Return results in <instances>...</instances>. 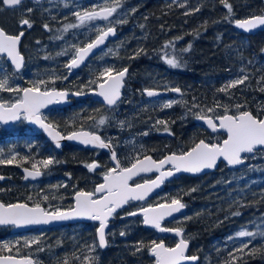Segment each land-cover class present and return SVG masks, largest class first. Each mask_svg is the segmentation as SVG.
Masks as SVG:
<instances>
[{"label": "trees", "instance_id": "16d2710c", "mask_svg": "<svg viewBox=\"0 0 264 264\" xmlns=\"http://www.w3.org/2000/svg\"><path fill=\"white\" fill-rule=\"evenodd\" d=\"M94 2L96 0H83L72 7L27 3L24 7L31 8L34 14L23 9L27 11L26 15L29 14L25 16L32 26L40 29L25 36L21 45L26 57L23 72L49 74L52 84L60 83L58 76L66 73L64 63L54 65L47 51L33 56L30 53L36 40L47 34L48 30L44 25L47 24L51 29V14L61 9L70 14L64 18L65 23H78L73 13L91 10ZM116 2L114 0L105 4ZM226 2L231 5V13L222 0H118V3H122L120 9H126V15H129L127 20V16L125 17L123 25L118 26L119 38L110 43L105 52L93 57L92 64L80 71L75 78H68L63 87L85 91L96 86L90 82L98 83V77L105 68L117 71L127 67L131 75L134 73L137 82L133 81V86L137 90L129 93L125 87L121 102L107 108L98 102L81 99L79 106L96 108L90 119L96 121L89 120L87 129L115 135L114 145L118 153L132 163L138 156L148 153H165L170 150L182 153L201 139L216 143L225 138L224 133H210L195 123L197 115H223L224 106H227L229 114H237L236 105H240L241 111H249L261 118L264 115V91L261 90L264 89V30L254 34L239 33L234 30L232 23L237 19L264 14V0ZM21 9L17 11L21 13ZM35 15L39 16V21L35 19ZM17 17L20 18L21 14H17ZM82 27L77 28L73 32L77 33L69 38L71 41H78L77 46L85 44L97 33V30H88L84 37ZM166 44L170 46L165 47ZM53 47L57 55L63 47L60 39L53 41ZM185 49L188 50L184 51ZM166 56L176 58L181 66L174 68L168 65ZM243 76H247L244 84L227 88L228 84ZM145 87L164 90L177 87L181 89L182 95L172 96L169 101L172 106L165 108L163 105L169 102L164 101V98L160 99L161 103H154L139 91ZM221 88H227V91H220ZM194 104L196 107H193ZM209 108L214 111L209 113ZM69 112L73 117L63 123L62 127L73 130L79 127L76 121L80 112L75 107ZM83 114L90 118L91 111ZM103 115L106 118L105 124H97L99 117ZM158 120L165 121L168 131L177 136L176 146L169 145L170 140L166 139L165 134L161 135L165 131V124H157ZM154 142L158 145H154ZM44 158L46 155H39L36 150L29 158L19 156L12 163L30 167L35 163V169H40L45 175L49 173L52 182L48 198L52 207H69L74 191L83 186L92 189L100 178L91 177L88 183L78 182L73 169L70 166L64 167L60 150L51 145L48 158L53 163L44 167L39 163ZM77 159L80 164L87 161L83 155ZM66 162L69 165L74 163L70 159ZM217 170L220 173H211L201 182L184 176L178 183V199L186 201L189 210L194 207L198 209L195 220L186 224L185 228L193 237V248L200 258L199 264H228L231 260L230 253L239 257L236 264H264V239L257 237L244 253L236 251L241 244L228 240L231 232L243 228L264 214V149L246 155L245 164L235 169L243 173L248 181L240 184V187H237L238 180L227 184L226 173H222L227 170L224 163H219ZM6 171L0 168V173ZM237 175L238 173H234V176ZM62 183L66 185V189L65 197L61 200L62 190L59 185ZM43 195L35 191V196L41 197L39 202L45 201ZM187 197L191 199L188 201ZM168 198L170 200L171 196ZM141 205L142 203H129L127 212ZM121 232L125 235L121 236ZM168 239L167 236L159 235L155 229L146 228L140 216L116 214L108 237V247L104 252L97 249L96 243V251L82 252L77 249L74 237L67 235L64 239H50L49 244L56 245L58 253L51 254L49 259L51 264H155L148 248L153 241L165 240L168 243ZM37 240L44 242V238ZM85 257L89 259L86 260Z\"/></svg>", "mask_w": 264, "mask_h": 264}, {"label": "snow or ice", "instance_id": "6c2138e0", "mask_svg": "<svg viewBox=\"0 0 264 264\" xmlns=\"http://www.w3.org/2000/svg\"><path fill=\"white\" fill-rule=\"evenodd\" d=\"M23 0H0V4L6 8H16L21 5ZM224 6L231 13V5L222 0ZM119 7L118 0L112 6L100 7L93 5L91 10L76 11L73 15L76 17L78 23L66 24L63 31L69 29H75L84 25L90 24L97 20L107 21L113 17ZM198 10V9H197ZM28 12L32 9L28 8ZM135 11V9H133ZM188 14V13H185ZM121 20L119 23H124ZM22 26L26 25L29 28L32 26L28 19L20 21ZM236 27L243 29L244 31H250L258 26H264V15H254L252 17L236 20ZM46 30H49L47 24L44 25ZM98 34L94 40L86 43L84 46H74L75 51L72 59L65 65V67L71 71L78 67L98 46L104 44L106 38L109 35L115 34L114 27L106 26L99 27L97 29ZM23 36V32L19 35H10L3 29H0V54L7 56L12 65L16 69L21 68L23 63V57L18 51V43ZM60 39L61 37H56ZM170 45H165L168 47ZM185 49L184 51H187ZM67 50L57 53V55H66ZM138 54V53H137ZM48 58V57H46ZM166 63L174 68L180 67V63L176 58H167ZM128 69L124 68L119 71H115L113 68H105L98 77L99 82L91 81L95 83L96 88L99 90L96 94L103 97L104 102L108 106H113L120 98V90L123 86L124 77L127 74ZM247 80V76L236 79L227 85V88H233L237 85L244 84ZM54 82V81H53ZM46 82L41 80L34 83L29 88H13L10 85L7 76L0 78V91H7L17 93L15 102H0V121L7 123L8 121H15L21 117L32 124L39 126L43 129L49 137L56 143V147H60L59 141L61 139L79 140L83 144H92L100 148H111L110 143H106L100 135H97L91 131H79L72 132L67 137L61 135V133L53 127V125L47 123L42 116L41 110L53 103H59L64 100L67 93L64 91H57L54 88H42ZM227 88H221L220 91H227ZM264 91V89H261ZM172 91L179 93L180 89L174 88ZM146 95L149 97L156 96L153 90H145ZM79 94V93H77ZM165 108L172 106V103H166L163 105ZM220 106V105H218ZM193 107H196L194 104ZM242 106L236 105L237 114H229L227 106H224V114L217 115L215 117L206 115H197V119L203 120L213 132L223 130L227 133V137L222 141L216 143L206 142L200 140L189 150L180 153L179 155L173 153L165 156L163 159L156 161L151 156H144L142 159L139 156L131 163L130 167H121L117 160V154L112 152L111 158L116 162V166L109 168L103 174V183L98 184L93 191H77L74 196V206L68 210H61L59 208L54 211H47L39 203H35L29 206L27 203L16 204H3L0 203V224H15V225H30L48 223L54 220H66L73 217L87 218L93 221H98L99 226L96 229V233L99 239V247L106 246L105 229L110 217L116 212L118 208L127 204L130 200H144L145 197L156 187L163 182L167 176H172L174 172H188L199 173L204 169H211L216 164L218 159L222 158L228 165H238L244 162L245 153H253L257 148L264 149V119L254 116L249 111H241ZM214 109L209 108L208 112H213ZM104 117L98 120L99 125L105 124ZM218 121V123H217ZM123 123V122H121ZM165 124V131H167V124L165 121H157V124ZM147 135V133H145ZM15 159V156L12 158ZM11 163L9 161L0 160V163ZM44 167L53 163L52 159L40 161ZM165 165H170V169L164 170ZM33 168L37 165L34 163ZM89 171H93L98 164L95 162L86 165ZM27 172V170H25ZM158 172L159 175L154 180H146L144 183H136L134 186L129 184V181L133 177L140 173ZM28 176H39L40 172H27ZM2 179V177H0ZM31 199V197H29ZM48 197L45 196L44 200ZM185 205L180 199H172L171 203L158 204L156 206L142 207L137 211L130 212L128 215L135 216L142 214L144 217L143 222L146 225H152L161 232H174L176 236H180L181 239L176 243L175 247H167L163 242H152L148 248L151 256L155 258V264H185L186 261H195L197 257L187 256L186 249L188 243L182 238V229H168L161 227V221L166 216H172L174 213L179 212ZM239 215V213H235ZM121 236L125 235L124 232L120 233ZM238 238L248 237L251 238L247 241H242L241 246L236 249L238 253H244L246 249L253 243L256 237L264 239V231L252 232L247 230H241L236 233ZM230 237L229 239H231ZM31 243H37L33 240ZM26 246L29 242H25ZM4 251L11 253V247L8 244L2 246ZM42 250V249H41ZM140 251V248H137ZM231 260L228 264H236L239 257L229 254ZM88 260V257H85ZM0 264H32V261L25 257L17 259L12 255L3 256L0 255ZM67 264V262H65Z\"/></svg>", "mask_w": 264, "mask_h": 264}, {"label": "flooded vegetation", "instance_id": "af4514ba", "mask_svg": "<svg viewBox=\"0 0 264 264\" xmlns=\"http://www.w3.org/2000/svg\"><path fill=\"white\" fill-rule=\"evenodd\" d=\"M80 1H83V0H39V1L23 0L22 4L17 6L14 9L6 8L2 4H0V28L10 35H18L21 32H23V36L21 37V41L19 44V53L24 58V66L20 70H16L7 61L6 57L0 54V78L7 76L9 79L10 85L13 88H16V87L29 88V87H32L34 83H37L43 80L46 83L41 86L42 88H54L56 90H64L69 93L76 92L80 94L87 93L91 90H94L96 86L94 88H90L88 90L81 91V92L69 90L67 88H64L63 86H65L66 80L68 78H75L76 75L80 74L79 73L80 71H82L84 68H87L89 66L90 64L89 62L92 61L93 57L98 56V54H100L104 49L108 47L110 43L114 42L115 40H111L110 42H108L107 46L101 52L97 53L90 60H88V62L83 67L79 68L75 73L69 74V70L65 67L66 73L63 76L62 75L58 76V78L60 79V83L52 84L50 82L51 76L49 74H44V73L26 74L23 72V69L26 64V57H25V54L22 52L21 45L23 43L25 36H27L32 31L36 32L37 30L38 32L40 29L39 27L31 26L29 28L26 25L22 26L20 24L21 20L27 19L26 16H29V14L26 15L27 11H23V9H26L24 6L27 3H45L46 5H49L51 2H54L58 4H66L72 7L76 4H79ZM113 1L114 0H107V2H113ZM107 6H111V5H107ZM19 8H22L20 10L21 13L17 11ZM31 13L34 14V11H31ZM17 14H21V17L20 18L17 17ZM51 15L49 17V25L51 29L49 28L46 34L47 36L43 34L41 37H39L36 40L35 45L30 53V55L32 56L37 55V54H42L44 51H47L49 53L48 55H50L51 58H53L54 56V50L53 52H51L50 50L51 45L53 44V41L57 39L56 37H62V34H61V31L55 28V26L51 25V20H52ZM36 18L38 19V21L40 20L39 16L37 15H35V19ZM55 19H56V15L53 18V20L55 21ZM98 21L103 22L102 20H98ZM106 26L115 27L114 25H106ZM106 26H102V27H106ZM97 34L98 32L94 36H92V38L88 42L93 40ZM85 44L80 45V47L84 46ZM25 51L29 54V51L27 49ZM73 54L74 53H72V55L68 57L67 59H64L62 63L66 65L69 62V60L72 59ZM122 69H119V70H122ZM126 84H127V81H126ZM143 90H142V93H143ZM170 90L171 89H169L168 91ZM17 95H18L17 93L0 91V102L13 103L15 102ZM123 95H124V91H123ZM172 96L173 95H170L166 98H172ZM69 99L71 101L70 105L65 106L63 108H60V109L59 108H49V109L41 110L42 116L44 117L45 121L53 125V127L64 136L71 132L78 131V130H87V131H91V132H94L100 135L101 138L106 143L111 144L112 149L117 154V160L119 161L120 166L130 167L131 163H129V159L128 158L125 159V157L120 155L117 149L115 148V145H114L115 135L113 136L112 134H109V133L106 135L105 133L98 131V130L87 129L86 126L90 124V121L91 122L96 121V120H90L93 118L92 116L95 113L96 108L82 107V106H79L78 104L80 103L81 99H87L88 101L92 100V101L98 102L103 107H106V108L113 107V106H107L102 101L96 100L95 98H93V96L91 95L81 96L78 99L70 97ZM121 100L118 103H120ZM73 107H75L78 110V112H80V115L77 117L78 120L76 121L79 127L72 130L70 127H62V124L67 123L69 121V118L73 117V114H69L70 113L69 110ZM101 109H105V108H101ZM86 111H91L90 118H88L86 114H83ZM101 117H104V115L100 116L99 119ZM204 129L206 128L204 127ZM207 131L210 132L209 130ZM161 133H162L161 135L165 134V137L167 140H170L168 141L169 145H171L172 147L177 145L178 138L177 136L173 134L172 131L167 130ZM153 144L158 145L157 142H154ZM50 145L53 146L50 143V141L45 137L43 131L40 130L38 127L30 125L27 122V120L23 119L22 117L18 120L12 121L10 124L3 123L2 121H0V160H3V161L11 160V163H8V162L0 163V168H4L5 170H7L5 173H0V177H2V179H0V203H3L5 205L16 204V203H27L29 204V206H32L35 203H39L41 207H43L49 212L54 211L57 208L61 210L70 209L73 206V196L77 191H93L95 187L102 182L103 174L109 168H113L116 166V163L111 160L110 151H106L102 148L84 147L80 144H76V143L69 142V141H64L59 149L53 146L56 150H60V152L62 153L64 167L70 166L73 169V172L76 173L78 182L80 181L82 183L83 182L88 183L91 177H100V178L95 183L92 189H89L83 186L81 187L82 189H77L76 191H74L70 197L71 205L69 207H66V208L52 207L50 205V200H49L50 183L52 182L50 179L49 173H46L48 175H45V173H41L42 175L38 180H28L24 178V173H22V168H31V169H35V168H32L30 166H25V165L18 166L17 163H12L19 156H24V158L26 157L29 158V156H32L36 150L38 151L39 155H44V156L46 155V158H44V160H47L49 159L48 153H49ZM163 153H164L163 151L158 152V153L153 152V153H148V155H150L154 160L159 161L166 154L177 153V152L170 150V151H166L164 154ZM80 155H83L87 159V161L84 164H80L77 159ZM13 156H15L14 160L12 159ZM141 157L142 156H140L139 158ZM69 159L74 162L72 165H69L66 162ZM93 162L98 164L99 167H97L93 171H89L86 165L91 164ZM168 169H170V166H166L164 170H168ZM36 170H40V169H36ZM19 171L20 173H18ZM150 173L151 174L149 175H142L135 179H132L129 183L132 185H135L136 183H140L146 180H151L157 175L155 173H158V172H150ZM211 173H220V172L216 168L215 170L206 172L205 174H202V175L191 176V175L181 174L178 176H174L172 179L164 182V189L161 192L155 195H152L142 201L141 200H138V201L130 200L123 208L116 210L113 216L109 218L108 228H107L106 235H105L106 246L103 249H100L98 241H97V236H96V229L99 226L98 221L91 220V221H84V222L67 223L61 226H41V227H34L26 231H14V228H15L14 224H3V225H0V246L4 244H8L12 250H11V253H9L7 251H4L2 247H0V255H3V256L12 255L13 257L20 258V259L27 257L32 261V264H51V260L49 259V257L51 256V254L56 255L58 252L56 250L57 249L56 245L54 246V245L49 244L50 239L51 238L64 239L67 235L70 238L74 237L77 249H79L82 252H94L96 251V247L99 251L104 252L108 247V237L112 231L113 220L116 214H120V216H124L125 214L128 215V213L137 211L142 207H146L149 205H156L160 203H169L171 202L172 199H178V183L181 177H184V176L191 177L195 179L197 182H201L206 177L208 178ZM222 173H239V171L235 169L229 170L227 168V170ZM65 176L67 177V175ZM53 182H56V180H53ZM59 186H60L59 188L62 190V196L59 195L61 196V200H62L65 197L64 190L66 189V185L62 183ZM35 191H37L38 193H43L44 197L47 196L49 198L45 200L44 202H39L41 197H36ZM169 196H171L170 200L168 198ZM29 197H31V199H29ZM187 199L189 201L191 197H187ZM35 200H38V202H34ZM182 202L183 204L187 206L186 212L182 216L176 217L169 221L161 222V225L166 228L182 229V238L188 242V248H187L186 255L187 256H198V254L195 252L193 248V239H192L193 237L189 234L188 230L185 228L186 224L193 222L195 219L192 218V219L182 220L183 216H185L186 214L190 215L191 210H194V208L189 210L188 208L189 204L183 200ZM191 202L193 204V200H191ZM129 203H135V204L142 203V205L137 206L134 210L127 212V206ZM122 212H125V213H122ZM128 216L134 217L130 215ZM135 216H140L142 219V216L139 214ZM142 222H143V219H142ZM169 224H174V225L169 226ZM150 229L156 230V228H150ZM54 231H57L60 234H53L52 232ZM157 233L161 236H167V235L160 234L158 231ZM35 234H42V235L34 238L33 236ZM167 237L169 238L167 240L168 243H166L165 240H160V241H164L167 247H172L176 245V243L179 240L178 237H173V236H167ZM38 238H44V242L41 243L40 240H37ZM33 240L38 241V244L31 243V241ZM26 241L29 242L28 246H26L25 244ZM95 243H96V247H95ZM61 249H62V246L60 247V250Z\"/></svg>", "mask_w": 264, "mask_h": 264}, {"label": "water", "instance_id": "95a60500", "mask_svg": "<svg viewBox=\"0 0 264 264\" xmlns=\"http://www.w3.org/2000/svg\"><path fill=\"white\" fill-rule=\"evenodd\" d=\"M38 1V0H37ZM258 15H264V14H258ZM258 15H256V16H258ZM250 17H252V16H250ZM249 18V17H248ZM246 19V18H245ZM237 20H243V19H237ZM233 27L237 30V31H239V32H246V33H254V32H257L258 30H261V29H263L264 28V26H258L257 28H255V29H252V30H250V31H244L243 29H240V28H238V27H236V24H235V22L233 23ZM1 29V28H0ZM115 29V28H114ZM19 35V34H18ZM118 36V33H117V31H116V29H115V34L114 35H109L107 38H106V40H105V42H104V44H102V45H100V46H98L96 49H94L93 50V52H92V54H90L89 55V57H87L78 67H76V68H74V69H72L71 71H69V74H73L74 72H76V70L79 68V67H81L83 64H85L86 63V61L90 58V57H93L97 52L99 53L100 51H102L107 45V42L109 41V40H112V39H115L116 37ZM20 41H21V39H20ZM20 41H19V43H18V51H19V44H20ZM21 55V54H20ZM5 56V55H4ZM22 56V55H21ZM6 57V59H7V61L12 65V63H11V61L7 58V56H5ZM23 57V56H22ZM14 68H15V66L14 65H12ZM24 66V58H23V63H22V66H21V68ZM21 68H19V69H16V70H20ZM126 77V76H125ZM124 77V78H125ZM123 86H124V80H123ZM123 86H122V88H123ZM122 88H121V90H122ZM121 90H120V97H121ZM148 90H153V91H155L156 93H158L156 96H153V97H164V96H168L170 93H177V92H174V91H170V92H168V91H162V90H154V89H148ZM57 91H64V90H57ZM99 90L97 89V88H95L94 90H91V91H89V92H87V93H83V94H77L76 92H73V93H69V92H67V91H64V92H66L67 93V96H66V98L64 99V100H62V101H60L59 103H53V104H51V105H48L47 107H45L44 109H48V108H53V107H55V108H63V107H65V106H68V105H70V103H71V101H70V97H73V98H76V99H78V98H80L81 96H88V95H91V96H93V98H95V99H97V100H100V101H102L103 103H105L104 102V100H103V97H101V96H99V95H97L96 93L98 92ZM144 94H145V96L146 97H148V98H153V97H149V96H147L146 95V92L144 91ZM120 99V98H119ZM119 101V100H118ZM117 101V102H118ZM106 104V103H105ZM107 105V104H106ZM206 116H208V115H206ZM197 117V116H196ZM194 118V122H196V123H198V124H200V125H202L203 127H205V128H207L209 131H211V132H213L212 131V129L211 128H209L208 127V125L203 121V120H199V119H197V118ZM261 119H264V115L261 117ZM12 121H8L7 122V124H10ZM30 125H33V126H35V127H38L40 130H42L43 131V133H44V135H45V137L50 141V143L55 147V148H57V149H59L60 147H61V145H62V143L64 142V141H69V142H73V143H76V144H80V145H82V146H84V147H90V148H100V147H97V146H94V145H92V144H83V143H81L79 140H68V139H61L60 141H59V143H60V147H56V143L51 139V137H49L48 136V134L43 130V129H41L39 126H37V125H35V124H32L31 122H29V121H27ZM3 123H5V122H3ZM217 123H218V121H217ZM56 130V129H55ZM79 131H81V130H78V131H74V132H79ZM83 131H87V130H83ZM216 132H222V133H224L226 136H225V138L227 137V133L225 132V131H223V130H218V131H216ZM216 132H213V133H216ZM72 133V132H71ZM71 133H69V134H71ZM69 134H67V135H62V136H64V137H67ZM98 135V134H97ZM224 138V139H225ZM199 142V141H198ZM197 142V143H198ZM193 147V146H192ZM191 147V148H192ZM102 149H104V150H109L110 151V156H111V154H112V152H114V151H112L111 150V148H102ZM257 149H262V148H257ZM171 154H173V153H168V154H166L165 156H168V155H171ZM175 154H177V155H179L180 153H175ZM252 153H245V154H243L244 156L245 155H251ZM144 156H150V155H144ZM144 156H142L141 157V159L144 157ZM164 156V157H165ZM163 157V158H164ZM162 158V159H163ZM153 159V158H152ZM111 160H112V158H111ZM154 160V159H153ZM113 161V160H112ZM115 162V161H114ZM220 162H223V163H225L226 165H227V168L228 169H235V168H238V167H240V166H242V165H244V163H245V160H244V162L243 163H241V164H238V165H228L227 164V162L226 161H224L222 158H220V159H218V161H217V164L213 167V168H211V169H204V170H202L201 172H199V173H188V172H183V171H180V172H174V174L172 175V176H167V177H165L164 178V180H163V182L159 185V187H156L155 189H153L146 197H145V199H147L148 197H150V196H152V195H155V194H157V193H159V192H161L163 189H164V182H166V181H168V180H170V179H172L174 176H178V175H181V174H184V175H191V176H196V175H202V174H205L206 172H210V171H213V170H215L216 168H217V166H218V164L220 163ZM116 163V162H115ZM166 166H170V165H165V167ZM171 167V166H170ZM25 170H27V172H36V171H39L40 172V175L39 176H35V177H32V176H28L27 175V172L25 171ZM153 172H155V171H153ZM22 173H24V178L25 179H28V180H38L40 177H41V171L40 170H36V169H31V168H22ZM149 174H151L150 172L149 173H140L139 175H137V176H135V177H133V179H135V178H137V177H139V176H142V175H149ZM155 174H157L153 179H151V180H154V179H156V177L159 175V173H155ZM131 181V180H130ZM129 181V182H130ZM145 181H143V182H140V183H144ZM101 183H103V180H102V182ZM130 184V183H129ZM130 185H132V184H130ZM134 186V185H133ZM74 196H75V194H74ZM74 196H73V206H74V203H75V201H74ZM144 199V200H145ZM133 201H138V200H133ZM142 201V200H141ZM182 202V201H181ZM169 203H171V202H169ZM183 203V202H182ZM160 204H164V203H160ZM126 205V204H125ZM125 205H123L121 208H123ZM156 205H158V204H156ZM156 205H149V206H156ZM185 205V204H184ZM72 206V207H73ZM149 206H146V207H149ZM120 208H118L117 210H119ZM66 210H68V209H66ZM65 210V211H66ZM186 210H187V206L185 205V207L183 208V209H181L179 212H177V213H174L172 216H166L161 222H163V221H169V220H172V219H174V218H176V217H179V216H182L185 212H186ZM137 212H138V210H137ZM139 215H141L142 216V219L144 220V217H143V215L142 214H139ZM84 221H91L90 219H87V218H81V217H73V218H69V219H66V220H54V221H49L48 223H41V224H30V225H15V228H14V231H26V230H29V229H31V228H34V227H41V226H61V225H63V224H67V223H75V222H84ZM160 222V223H161ZM8 224H11V223H8ZM143 224L146 226V227H148V228H155V227H153L152 225H146L144 222H143ZM0 225H3V224H0ZM161 227H163L162 225H161ZM107 228H108V223H107V227H106V229H105V233H106V231H107ZM163 228H166V227H163ZM168 229H176V228H168ZM156 230L160 233V234H162V235H167V236H173V237H178V239L180 240L181 239V237L180 236H176L175 235V233L174 232H171V231H169V232H161V231H159L157 228H156ZM96 236H97V233H96ZM105 240H106V238H105ZM179 240H178V242H179ZM97 241H98V244H99V239H98V236H97ZM161 242H163L164 243V241H160V242H158V243H161ZM177 242V243H178ZM188 243V242H187ZM165 244V243H164ZM172 247H175V245L174 246H172ZM104 248V247H103ZM103 248H100V249H103ZM188 248V247H187ZM186 252H187V249H186ZM151 255V254H150ZM153 257V256H152ZM189 257H191V256H189ZM195 257H197V260H195V261H191V260H189V261H186L185 262V264H196L197 262H198V260H199V257L198 256H195ZM154 258V257H153ZM17 259H20V258H17ZM155 259V258H154Z\"/></svg>", "mask_w": 264, "mask_h": 264}, {"label": "rangeland", "instance_id": "374dc122", "mask_svg": "<svg viewBox=\"0 0 264 264\" xmlns=\"http://www.w3.org/2000/svg\"><path fill=\"white\" fill-rule=\"evenodd\" d=\"M106 2H107V0H96V3L94 2V4L97 5V6L103 7V5H105ZM49 5H54V6H56V5H62L64 7L69 6V5H66V4H58V3H54V4H51L50 3ZM111 5H113V3ZM120 7H122V3H119V7H118L119 9L117 8V12L114 14V16H113V18H111V20H108V21H105V22L104 21L101 22V21H98L97 20V21H94V22H90V24H87L86 27H82L83 28L81 30L82 31V35L84 37H86V35H87L86 32L88 30H92V29L93 30H97L99 27L106 26V25H114L116 28H118V26H120V25H123V23H119V21H121V20L124 21L125 17L127 16L126 15L127 14V11L124 8H121L120 9ZM55 15H56V19L54 21L53 18L55 17ZM67 15H70V14L67 13V12H65V11H63V10H61V9H59L57 12H55V13H53L51 15V17H52L51 25L55 26V28L57 30L61 31V34H62V37L60 38V42L62 43L63 47L61 48V50L59 52L67 50V54L66 55H56L55 52H54V56H53V58H51V61L54 62L53 63L54 65L61 64L64 59H67L68 57H70L72 55V53H74V51H75L74 46H77L78 45L77 44L78 41H75V40H72L71 41L69 39L72 35H75L77 33V32L76 33H73L77 28H75V29H69L66 32L63 31L64 26L66 24H69V22H66L65 23V21H64V18ZM69 17H71V16H69ZM128 17H129V15L127 16L126 20L128 19ZM52 21H54V22H52ZM75 23H77V22L75 21L72 24H75ZM89 35H90V33H89ZM63 43H65V44H63ZM50 50H51V52H53V50H54L53 44L51 45ZM102 52H105V49ZM104 54L105 53H103V55ZM89 63L92 64L91 61ZM133 74L132 75L130 74L129 77L127 78V80H126L127 81V84H126L125 87H127L129 93H135L134 90L135 89L137 90V87L136 86H133V81H136L137 82V80L135 79V77H134ZM145 88H147V87H145ZM145 88H143V89H145ZM143 89H141L139 91L141 92ZM149 99H152V101L154 103H161L162 102L160 99H154V98H149ZM171 100H172L171 98H166L164 101L169 102ZM258 154H260V153H258ZM227 177H229V178L227 179ZM225 178H226L227 184H228V182L231 183V182H235V181L238 180L239 183H238V186L237 187H240L243 182L248 183V181L246 180L247 178H245L244 175H243V173H240V172L238 173L237 176H234V173H226ZM234 187L235 186H233V188ZM194 209L195 210H191L190 215L189 214H186L185 216H183L182 220L183 219H185V220L186 219H192V218L195 219V215L198 213V209H197V207H194ZM241 230H247V231H252V232L264 231V214L262 213V215L258 219L254 220L252 223L246 224L243 228L240 227L237 231L231 232L230 235H229V237H228V240L230 242H234V243H237V244H241L242 241H247V240L251 239V238H248V237L238 238L236 236V233L239 232V231H241ZM59 231H61V230H59ZM52 233L53 234H60L57 231H54ZM40 235H42V234H35L33 237L35 238V237H38ZM230 237H232V238L229 239ZM258 238H260V237H258ZM258 238L256 237V239H258Z\"/></svg>", "mask_w": 264, "mask_h": 264}, {"label": "bare ground", "instance_id": "6f19581e", "mask_svg": "<svg viewBox=\"0 0 264 264\" xmlns=\"http://www.w3.org/2000/svg\"><path fill=\"white\" fill-rule=\"evenodd\" d=\"M38 1H39V0H38ZM111 18H112V17H111ZM111 18H109V20H110ZM235 21H236V20H235ZM235 21H234V22H235ZM234 22H233V23H234ZM233 23H232V26H233ZM114 28L116 29V31H117V33H118V36H117L115 39H112V40H117V39L119 38L120 32H119L118 28H116V27H114ZM233 28H234V27H233ZM234 30L237 31L235 28H234ZM262 30H264V28L261 29V30H258V31H262ZM258 31H257V32H258ZM237 32H239V31H237ZM239 33H244V34H254V33H256V32H254V33L239 32ZM94 39H95V38H94ZM94 39H93V40H94ZM110 41H111V40H109L108 42H110ZM108 42H107V44H108ZM107 44H106V45H107ZM100 52H101V51H100ZM97 53H98V52H97ZM97 53H96V54H97ZM96 54H95V55H96ZM95 55H94V56H95ZM91 58H92V57H90L88 60H90ZM88 60L86 61V63L88 62ZM86 63H85V64H86ZM85 64H83L81 67H83ZM81 67H79V68H81ZM79 68H78V69H79ZM126 68H127V67H126ZM78 69H77V70H78ZM127 69H128V71H127L126 77L124 78V86H123V88H122V90H121V97H120L119 101H120L121 98H122L123 91H124L125 84H126V80H127V78L129 77V75H130L129 68H127ZM77 70H76V71H77ZM74 73H75V72H74ZM174 88H177V87H172V88H170V89L172 90V89H174ZM146 89H154V90L168 91V90H164V89L145 88V89L143 90V95H144V96H145L144 91H145ZM178 89H180V88H178ZM171 90H170V91H171ZM170 91H168V92H170ZM170 95H173V96H181V95H182V91H181V89H180V92H179V93H174V94H173V93H170L168 96H170ZM168 96H164V97H153V98H154V99H162V98H166V97H168ZM147 98H148V97H147ZM96 100H97V99H96ZM119 101H118V102H119ZM118 102H117V103H118ZM117 103H116V104H117ZM104 104H105V103H104ZM107 106H108V105H107ZM113 106H114V105H113ZM53 108H55V107H53ZM48 109H49V108H48ZM42 110H44V109H42ZM206 129H207V128H206ZM207 130H208V129H207ZM210 132H211V131H210ZM212 133H213V132H212ZM111 150L114 151V150L112 149V146H111ZM257 150H259V149H257ZM257 150H255V151H257ZM106 151H109V150H106ZM255 151H254V152H255ZM252 154H253V153H252ZM252 154H251V155H252ZM245 156H246V155H245ZM245 156H244V157H245ZM244 160H245V159H244ZM220 163H221V162H220ZM222 163H223V162H222ZM224 164H225V163H224ZM244 164H245V163H244ZM218 165H219V164H218ZM225 165H226V164H225ZM226 166H227V165H226ZM242 166H243V165H242ZM240 167H241V166H240ZM235 169H236V168H235ZM229 170H232V169H229ZM199 260H200V259H199ZM199 260H198V262H199ZM198 262H197L196 264H198Z\"/></svg>", "mask_w": 264, "mask_h": 264}]
</instances>
